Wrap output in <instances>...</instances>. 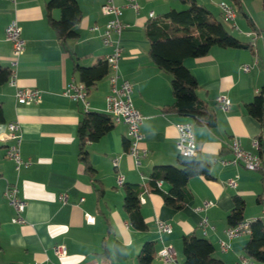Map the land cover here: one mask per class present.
Returning a JSON list of instances; mask_svg holds the SVG:
<instances>
[{
  "label": "crops",
  "instance_id": "crops-1",
  "mask_svg": "<svg viewBox=\"0 0 264 264\" xmlns=\"http://www.w3.org/2000/svg\"><path fill=\"white\" fill-rule=\"evenodd\" d=\"M47 1L0 0V65L15 72L14 85L8 81L0 86V264H138L137 255L147 241L154 242L152 264H183L181 237L191 234L209 240L214 255L225 264L243 259L248 264H262L244 252L248 233L228 239L224 229L235 196L244 202V219L262 218L264 154L259 169L220 160L231 158L228 145L234 136L244 149L253 152L258 149L252 147V140L261 137L264 148V124L245 107L264 85V0H239L242 13L237 12L227 24L222 21L225 18L218 3L233 4L231 0H196L241 42L250 43L245 47L212 46L201 57L183 60L197 81L196 96L215 115L212 127L172 107L170 74L157 67L149 54L144 31L149 13L155 17L184 5L180 0H136L138 8L134 9L126 6L127 0H113L122 6L120 19L127 24L121 33L119 81L125 78L132 85V103L143 116L139 145L145 154L136 163L127 153L126 124L113 123L103 136L86 145L93 173L78 156L77 122L85 109L105 112L109 74L86 92V107L82 101L65 95L64 88L71 80L79 82L76 63L91 65L110 52L100 33L91 29L94 25L102 27L107 19L101 12L105 0H76L81 11L76 25L78 36L65 42L56 37L48 22ZM51 14L58 18L59 10L53 9ZM13 18L25 40L15 65L11 44L5 37V27ZM243 65L249 69L243 70ZM17 87L40 90V101L17 103ZM218 95L230 99L229 110H222L215 102ZM11 121L20 125L21 157L32 160L31 165L19 170L5 155L6 145L11 143L6 138L7 123ZM184 121L192 122L195 156L207 161L210 171L209 176L196 175L188 180L186 186L192 197L176 209L166 205L160 193L150 191L148 176L156 165L176 164L175 124ZM117 175L123 176V185L116 183ZM235 177L237 186L231 188L227 181ZM8 184L15 185L18 196L26 201L23 222L11 221L15 212L3 195ZM124 184L142 187L139 201L145 230L136 229L127 218ZM160 189L167 192L169 184L161 182ZM60 193H66V202L59 199ZM204 201L212 205L196 210ZM87 215L93 221H87ZM202 218L207 220L205 226L199 225ZM157 219L169 222L171 230L159 231ZM220 239L229 243L226 251L220 249ZM59 244L67 248L62 257L53 252ZM165 246L174 255L168 263L158 256Z\"/></svg>",
  "mask_w": 264,
  "mask_h": 264
},
{
  "label": "trees",
  "instance_id": "trees-1",
  "mask_svg": "<svg viewBox=\"0 0 264 264\" xmlns=\"http://www.w3.org/2000/svg\"><path fill=\"white\" fill-rule=\"evenodd\" d=\"M231 1L235 12L242 13L239 0ZM180 2L184 5L183 8L179 10L171 8L162 15L150 17L145 23L144 31L149 41V54L157 67L170 74L172 107L177 112L212 127L216 124L215 115L209 111L206 102L196 96L197 81L183 60L188 57H201L207 54L212 46L245 47L250 46V43L241 42L203 4L196 0ZM53 9L59 10L58 18L52 17ZM45 11L50 26L61 42L78 36L76 25L80 20L81 11L76 0H48ZM74 70L86 92L109 74L105 58L98 59L91 65L76 63ZM10 74V68L0 65V86L8 82ZM245 107L248 114L261 125L264 124V85ZM2 122L0 106V124ZM112 125L110 115L106 112L86 109L77 122L78 156L91 173L94 169L88 163L86 145L88 142L98 140ZM258 142V153L263 160L264 148L261 137H258ZM209 171L207 161L178 153L176 164L156 165L152 168L148 176V188L152 192L160 193L166 205L180 209L192 197L186 186L188 180L196 175L209 176ZM161 182L169 184L167 192L160 189ZM141 193L142 187L138 184H124L123 206L130 224L136 229L145 230L147 226L140 214ZM233 201V206L226 217L228 226L244 220L243 200L235 196ZM249 229L244 252L249 258L264 264V220L260 217L252 218L249 221ZM181 250L183 264H225L214 255L213 244L204 237L182 235ZM153 257L154 242L147 241L137 255L138 264H152Z\"/></svg>",
  "mask_w": 264,
  "mask_h": 264
},
{
  "label": "built area",
  "instance_id": "built-area-1",
  "mask_svg": "<svg viewBox=\"0 0 264 264\" xmlns=\"http://www.w3.org/2000/svg\"><path fill=\"white\" fill-rule=\"evenodd\" d=\"M14 1V0H11ZM126 6L132 7L134 9L138 8V3L136 0H127ZM218 7L223 17L227 20L233 21L236 12L232 4L225 1H220ZM101 12L103 15L107 16V19L102 27L94 25L91 27L92 30L100 33L101 41L103 45L110 47V52L106 55L105 59L109 66V82H110V92L105 97V112L110 115L113 123L123 122L126 124V138L128 140L127 153L134 159L136 163H139L140 156L145 154V149H142L139 145L141 139L140 124L142 122L143 116L136 109L132 103L131 91L132 85L128 79H121L119 81V71H118V61L121 57V33L122 30L127 26L120 16L122 14V6L116 5L113 0H105L101 5ZM149 16H153V12L149 13ZM233 27L237 28L236 24L233 23ZM5 37L11 44V54L14 57L12 65L16 64L17 57L23 52L25 46V40L21 36V28L16 20L13 18L5 27ZM243 70H248L247 65L242 66ZM14 70L11 69V74L9 78V83L14 85ZM64 94L75 99L80 100L84 103L85 107L87 102H85L86 90L81 82H76L71 80L68 82L64 88ZM15 101L19 104H31L40 101L41 91L38 89H23L16 88L14 92ZM215 102L219 107L227 111L231 107L230 99L225 95H218L215 98ZM177 131V142L176 149L179 154L184 156H195L197 151V143L193 133L192 122L184 121L175 124ZM6 138L11 141V143L6 145L5 155L7 158L14 162L15 169L19 170L21 167H27L32 164L30 158H22L19 151L20 144V125L17 121H11L7 123V135ZM231 158L221 159L222 163H232V164H242L248 169H259L263 166L262 157L259 153L244 149L241 145V141L238 137H232L228 145ZM252 147L258 149L259 142L258 139L254 138L252 140ZM113 165H117V160H113ZM116 183L118 185L123 184V176L117 175ZM227 185L231 188L237 186V180L231 178L227 181ZM4 197L7 199L8 203L14 209V216L12 217V222H23V212L26 207V201L18 196V189L13 184H8L4 191ZM59 199L62 202H66V193H60ZM212 205L211 201H204V203L197 207L196 210H202ZM264 219V209H263ZM87 221H93V217L87 215ZM251 219H244L235 225L227 226L224 229V233L228 239L236 237L243 233H249V221ZM157 228L162 232H169L171 230V224L169 222L163 221L161 219L156 220ZM207 224L206 218H202L199 222L200 226H205ZM219 247L221 250L226 251L230 245L225 240H218ZM53 252L57 257H62L66 255L67 248L64 244L55 245L53 247ZM163 261L171 262L174 260V255L169 246L163 247L158 252ZM236 264H248L247 260L243 259L236 262Z\"/></svg>",
  "mask_w": 264,
  "mask_h": 264
},
{
  "label": "rangeland",
  "instance_id": "rangeland-1",
  "mask_svg": "<svg viewBox=\"0 0 264 264\" xmlns=\"http://www.w3.org/2000/svg\"><path fill=\"white\" fill-rule=\"evenodd\" d=\"M179 10V9H178ZM217 11V10H216ZM222 21H224L226 24L228 23V22H232L231 20H225V19H222Z\"/></svg>",
  "mask_w": 264,
  "mask_h": 264
}]
</instances>
